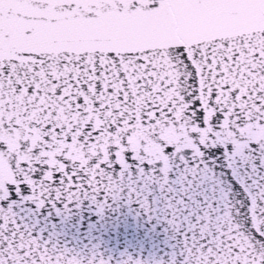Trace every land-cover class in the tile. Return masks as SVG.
<instances>
[{
	"label": "snow or ice",
	"instance_id": "1",
	"mask_svg": "<svg viewBox=\"0 0 264 264\" xmlns=\"http://www.w3.org/2000/svg\"><path fill=\"white\" fill-rule=\"evenodd\" d=\"M0 264H264V0H0Z\"/></svg>",
	"mask_w": 264,
	"mask_h": 264
}]
</instances>
